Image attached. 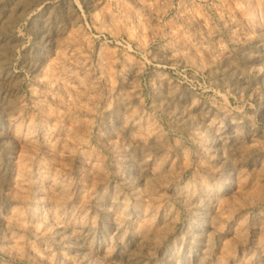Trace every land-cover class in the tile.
<instances>
[{"label":"rangeland","instance_id":"rangeland-1","mask_svg":"<svg viewBox=\"0 0 264 264\" xmlns=\"http://www.w3.org/2000/svg\"><path fill=\"white\" fill-rule=\"evenodd\" d=\"M0 264H264V0H0Z\"/></svg>","mask_w":264,"mask_h":264}]
</instances>
